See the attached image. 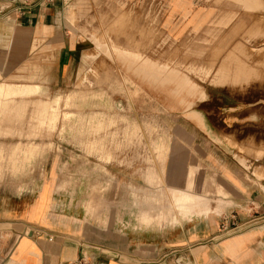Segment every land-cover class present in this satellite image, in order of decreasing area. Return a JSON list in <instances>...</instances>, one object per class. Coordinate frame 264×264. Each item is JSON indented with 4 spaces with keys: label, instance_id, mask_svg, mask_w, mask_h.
Wrapping results in <instances>:
<instances>
[{
    "label": "crops",
    "instance_id": "crops-1",
    "mask_svg": "<svg viewBox=\"0 0 264 264\" xmlns=\"http://www.w3.org/2000/svg\"><path fill=\"white\" fill-rule=\"evenodd\" d=\"M211 43L244 64L232 49L264 45V0H0V82L9 80L0 115H19L14 99L58 88L119 94L156 126L149 135L163 159L146 182L167 194L149 227L121 212L116 190L92 202L112 212L90 214L91 184L111 181L90 180L86 164L72 166L75 180L40 184L15 205L0 194V264H264V84L251 85L245 68L216 69L227 82L201 84L202 63L217 57L202 52ZM90 102L81 107H105Z\"/></svg>",
    "mask_w": 264,
    "mask_h": 264
},
{
    "label": "rangeland",
    "instance_id": "rangeland-1",
    "mask_svg": "<svg viewBox=\"0 0 264 264\" xmlns=\"http://www.w3.org/2000/svg\"><path fill=\"white\" fill-rule=\"evenodd\" d=\"M157 31L149 29V33H154V36ZM203 47L202 52H207L204 53L206 56L212 50L213 58L217 57L210 63H202L199 72L204 76L197 79L201 84L207 86L225 82V76H221V79L214 73L218 69L225 74L232 68H245L248 73L245 79L247 78L251 85L264 84V45H250L244 49L239 46L232 49L235 58L236 53L244 52L247 59L244 64L239 60L232 62L231 58H227L226 51L229 46L225 44L216 46L211 43ZM232 78L229 77L230 84L236 83L238 79L235 76ZM8 81L4 78L0 83ZM37 95L38 98L13 100L12 103L20 107L19 115L15 112L0 115V194L8 196L11 205H15L18 203L17 198H28L40 184L55 180H58V184H66L67 176L70 180H75L72 166L77 165L80 168L86 164L90 167L88 176L92 181L103 179V175H106L105 180L112 182L114 171L121 172L123 178L122 184H91L90 214L112 212L114 207L111 204L97 205L92 202L95 196L103 199L110 192H113L114 197L116 190L117 195L122 198L121 212L136 213L137 223L149 227V213H160L161 203L163 199H167V194H163L162 184L146 182V176L149 178V168L163 158L161 148L154 151L152 146L155 142L151 141L149 133L156 132V126L151 121L149 123L145 110L123 107L119 104V94L113 93H107L105 98L98 99L96 95H91L85 99L81 93L66 94L64 88H58L57 92L53 90L51 93L40 92ZM92 100H103L105 107H81L88 101L92 103ZM43 106L51 108L43 112L45 117L54 120L53 123L47 118H40ZM153 112L156 110L149 109V116H153ZM33 149V154L30 155L29 151ZM13 160H16L15 171ZM80 175L81 172H78L77 178H80ZM130 176H136L137 184L124 183V180H131ZM3 182L8 184H1ZM181 196L185 198L184 204L192 206L193 199L184 194ZM145 213L148 215H144ZM153 222L156 225L161 224V220L150 223Z\"/></svg>",
    "mask_w": 264,
    "mask_h": 264
},
{
    "label": "bare ground",
    "instance_id": "bare-ground-1",
    "mask_svg": "<svg viewBox=\"0 0 264 264\" xmlns=\"http://www.w3.org/2000/svg\"><path fill=\"white\" fill-rule=\"evenodd\" d=\"M122 84H123V83H122ZM95 116H96V115H95ZM87 129H88V128H87ZM184 206H185V213L191 212V211L188 210V208H187L186 205H184ZM176 208H178V210H180V212H182V211H183V204L180 203V205H179V206H176Z\"/></svg>",
    "mask_w": 264,
    "mask_h": 264
},
{
    "label": "built area",
    "instance_id": "built-area-1",
    "mask_svg": "<svg viewBox=\"0 0 264 264\" xmlns=\"http://www.w3.org/2000/svg\"><path fill=\"white\" fill-rule=\"evenodd\" d=\"M255 222V221H252V223Z\"/></svg>",
    "mask_w": 264,
    "mask_h": 264
}]
</instances>
